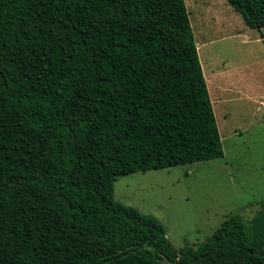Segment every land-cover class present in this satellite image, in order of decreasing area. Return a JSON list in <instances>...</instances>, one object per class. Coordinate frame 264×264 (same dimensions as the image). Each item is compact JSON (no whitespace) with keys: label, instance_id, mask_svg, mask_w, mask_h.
I'll use <instances>...</instances> for the list:
<instances>
[{"label":"trees","instance_id":"1","mask_svg":"<svg viewBox=\"0 0 264 264\" xmlns=\"http://www.w3.org/2000/svg\"><path fill=\"white\" fill-rule=\"evenodd\" d=\"M264 27V0H227ZM223 157L184 0H0V264H264V203L176 250L117 177Z\"/></svg>","mask_w":264,"mask_h":264},{"label":"rangeland","instance_id":"2","mask_svg":"<svg viewBox=\"0 0 264 264\" xmlns=\"http://www.w3.org/2000/svg\"><path fill=\"white\" fill-rule=\"evenodd\" d=\"M184 2L223 157L119 176L113 191L176 250L201 245L230 216L249 221L264 203V27L248 28L227 0Z\"/></svg>","mask_w":264,"mask_h":264},{"label":"crops","instance_id":"3","mask_svg":"<svg viewBox=\"0 0 264 264\" xmlns=\"http://www.w3.org/2000/svg\"><path fill=\"white\" fill-rule=\"evenodd\" d=\"M186 6V5H185ZM187 9V8H186ZM188 12V11H187ZM188 17H189V15H188ZM197 48V47H196ZM199 58V57H198ZM210 67L211 66H209L208 68L210 69ZM232 72V71H231ZM231 72H229L228 73V78H229V80H231V77H232V73ZM203 73V72H202ZM210 75H211V72H210ZM212 77L210 76L209 77V79H211ZM205 79V78H204ZM214 79V78H213ZM218 79V78H217ZM206 82V81H205ZM233 89H235V90H237L238 89V87H235L233 84H231L230 85ZM214 87H215V83H214ZM238 95H239V93H237ZM211 101V100H210Z\"/></svg>","mask_w":264,"mask_h":264}]
</instances>
